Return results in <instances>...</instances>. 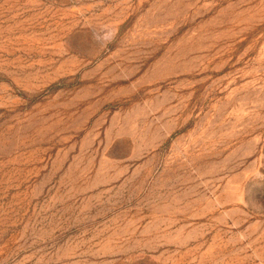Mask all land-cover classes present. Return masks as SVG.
Returning <instances> with one entry per match:
<instances>
[{
  "label": "rangeland",
  "instance_id": "374dc122",
  "mask_svg": "<svg viewBox=\"0 0 264 264\" xmlns=\"http://www.w3.org/2000/svg\"><path fill=\"white\" fill-rule=\"evenodd\" d=\"M0 264H264V0H0Z\"/></svg>",
  "mask_w": 264,
  "mask_h": 264
},
{
  "label": "clouds",
  "instance_id": "9594fccd",
  "mask_svg": "<svg viewBox=\"0 0 264 264\" xmlns=\"http://www.w3.org/2000/svg\"><path fill=\"white\" fill-rule=\"evenodd\" d=\"M115 38V30L107 26H101L100 28H92V39L94 50L102 51L111 43Z\"/></svg>",
  "mask_w": 264,
  "mask_h": 264
}]
</instances>
